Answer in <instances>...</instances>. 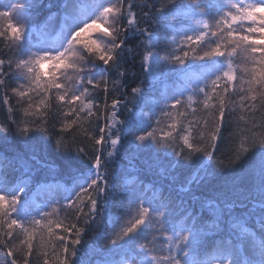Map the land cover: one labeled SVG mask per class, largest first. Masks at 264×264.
Segmentation results:
<instances>
[{"label":"snow or ice","instance_id":"6c2138e0","mask_svg":"<svg viewBox=\"0 0 264 264\" xmlns=\"http://www.w3.org/2000/svg\"><path fill=\"white\" fill-rule=\"evenodd\" d=\"M0 7L5 9L0 10V38L19 57L0 58V88L6 85V68L14 70L18 83L11 92L17 103L26 105L17 132L31 153L17 157L29 171L13 178L0 154V264H34V257L43 264H73L85 231L78 222L83 218L85 225L94 223L99 197L109 193L103 145L108 143L107 155L112 157L126 142L137 151L171 150V168L189 169V184L211 182L225 169L239 170L232 186L246 183L249 203L246 212L233 218V201L226 200L223 207L210 202L217 214L213 227L220 229L228 216L236 234L214 240L210 254L201 259L207 225L195 213L186 210L183 222L177 223L163 191L151 200L130 191L127 218L108 240L114 251L124 253L117 264H264V116L259 122L255 118L258 109L264 112V0H151L143 5L137 0H32ZM54 7L62 13L56 40L32 51L28 25L14 22V16L24 15L26 8ZM136 37L141 38L145 79L182 73L194 84L163 97L156 105L160 115L155 126L151 119L138 123L131 109L127 120L119 119L120 108L127 105L115 95L110 104L107 99L97 103L98 91L105 97L110 92V73L119 78L113 85L124 81L129 41ZM193 69L199 70L194 80ZM131 91L138 99L146 95L140 86ZM9 100L5 95L4 103ZM236 107L244 126L238 124V143L225 165L215 156L217 141ZM53 109L60 132L83 131L95 151L88 157L87 171L81 170L77 178L82 182L76 185L75 199L43 211L28 200L30 165L36 158L32 134L48 131L45 125ZM101 118L103 126L95 134L84 127ZM8 132L0 125V139ZM55 150L66 160L72 153L63 135L55 140ZM76 152L82 160L87 157L85 147ZM62 208L72 212L76 223H65Z\"/></svg>","mask_w":264,"mask_h":264},{"label":"trees","instance_id":"16d2710c","mask_svg":"<svg viewBox=\"0 0 264 264\" xmlns=\"http://www.w3.org/2000/svg\"><path fill=\"white\" fill-rule=\"evenodd\" d=\"M149 2L151 0H137L140 5ZM9 3H15V0H0V5ZM18 3L27 5L32 3V0H19ZM0 10L5 9L0 7ZM140 10L137 9L138 13ZM14 22L28 25L27 45L32 51H37L54 44L62 24V13H58L55 7L50 10L43 8L33 11L26 8L24 15L14 16ZM141 24L145 27L148 26L143 24V20H141ZM152 27H156L154 21ZM161 35L163 37L162 30ZM140 39L136 37L129 41L131 51L126 54L124 62V68L127 69L124 81L113 85L111 81L119 78L114 73H110V92L105 97L102 92L98 91L97 103L107 99L110 104L113 95H115L122 104L127 105V107L120 108L119 119L127 120L131 115L128 109H131L135 113L138 123H146L151 119L153 126H155V119L160 115L159 111L156 110V105L162 104L163 97L193 87L194 84L191 83L189 77L182 73L158 74L155 79H145L141 70L143 48L140 46ZM0 58L6 60L19 58L15 50L9 48L3 38H0ZM196 63L201 62L197 61ZM50 69L51 64L48 65L46 71ZM6 71L8 73L6 85L0 88V125L8 127L9 132L5 134L6 139H0V154L4 159L5 170L8 171L9 178H13L19 176L21 171H29L17 159L18 156H24L25 153H28L27 145L17 132V125L21 124L24 119L22 109L26 105L17 103L18 98L13 96L11 92V88L18 83L17 73L7 68ZM198 71V69H193V72ZM137 86L142 87L146 92L142 99L136 98L131 91L133 87ZM5 95L10 97L11 112H9V104L4 103ZM233 99L238 103V97ZM242 114L241 109L236 107L234 113L230 117H226L225 124L221 128V138L217 141L218 150L215 156L218 160H223L225 165L228 164L232 150L238 143V124L240 127L244 126V121L240 120ZM202 115L203 113H198V116ZM262 116H264V112L258 109L255 114L257 122L261 120ZM12 120H15L16 123L13 124ZM47 121L48 123L45 125L48 129L47 132L32 134L35 137L32 144L36 148V158L30 165L32 170L28 193V200L33 208L43 211H51L52 207L66 205L69 199H75L74 192L79 190L76 185L82 182L77 178L81 170L87 171L88 157L93 156L95 151L92 141L84 136L83 131L77 129L71 133L60 132V121L55 109L47 117ZM103 123V118H101L99 121H93L90 128L88 124H85L84 127L90 133L95 134L98 127L103 126ZM60 135L64 136L72 149L71 156L67 160L55 150V140ZM78 147H85L87 151V157H84L83 160L77 155L76 149ZM109 151L111 148L108 143H105L102 152L109 174V193L107 197H99V214L94 223L85 225L83 218L78 222L79 226L85 228V231L81 237L82 244L76 246L78 254L74 258L73 264H109V262L117 264L123 258L124 253L114 251L108 245V240L113 230L118 229L127 218L130 199L127 193L130 191L137 192L147 200H151L154 193L159 194L160 191H163L166 198L170 197L171 209L177 223L183 222L186 210L188 213H195L207 225L205 231L208 234V242L207 246L201 250V259L210 254L214 240L220 236L224 238L235 236L236 232L233 230L231 219L228 216L225 217L227 223L222 225L220 229L213 227L217 214L209 204L213 202L223 207L226 200L233 201L234 211L231 213L233 218L246 212L244 205L249 203L245 199L248 196L247 184L238 183L235 188L232 186V178L239 175V170L231 172L225 169L211 182L189 184V169L177 168L173 170L171 168L169 164V161L173 159L171 150L137 151L134 145L126 142L114 156L108 157ZM28 154L31 155V153ZM201 159L206 161L204 157ZM46 161L49 163L45 164ZM247 166L245 165V167ZM25 178L27 179V177ZM60 216L67 218L65 223H76L70 210L62 208ZM256 227L258 228V225ZM34 264H43V261H37L34 257Z\"/></svg>","mask_w":264,"mask_h":264},{"label":"rangeland","instance_id":"374dc122","mask_svg":"<svg viewBox=\"0 0 264 264\" xmlns=\"http://www.w3.org/2000/svg\"><path fill=\"white\" fill-rule=\"evenodd\" d=\"M18 1L19 0H15V3H18ZM195 73L196 72H193V74H190V76L192 77V80H194L195 79ZM191 87H189V89H190ZM186 89V88H185Z\"/></svg>","mask_w":264,"mask_h":264}]
</instances>
